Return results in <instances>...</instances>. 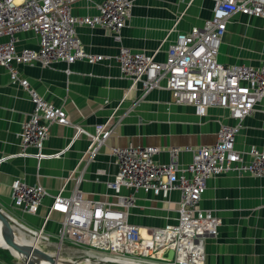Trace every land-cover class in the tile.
<instances>
[{
  "label": "crops",
  "instance_id": "0c3cea01",
  "mask_svg": "<svg viewBox=\"0 0 264 264\" xmlns=\"http://www.w3.org/2000/svg\"><path fill=\"white\" fill-rule=\"evenodd\" d=\"M102 0H81L72 6V15L94 16ZM130 17L116 40L107 30L95 27L77 28L83 49L93 55L110 58L120 48L154 55L163 62L166 52L178 33L201 28L210 19L213 0H131ZM37 38L31 33L17 36V50L36 49ZM264 59V21L260 18L233 15L221 39L217 61L227 66L258 67ZM21 77L46 102L61 108L70 126L52 124L43 146V153L61 155L37 161L21 153L22 125L32 113L28 95L11 82L0 67V211L18 227L39 230L48 214L52 197L63 188L68 197L78 190L87 201L119 203L133 195L135 207L127 211L129 223L139 228L142 236L167 225H176L180 196L177 192L153 195L141 191L108 189L117 164L113 147L154 146L202 147L215 143L219 128L233 124L229 112L208 108L203 117L194 108L176 105L164 89L143 94L140 84H132L120 74L112 59L96 64L76 62L70 66L54 64L18 67ZM105 125L113 130L104 145L90 158L89 137L77 135V127L93 134ZM235 148L247 157L249 150L264 151V100L241 122ZM35 150L28 149V153ZM166 152L155 157L165 164ZM191 161L189 153H181L182 167ZM20 180L28 185H41L49 194L36 215L16 209L11 186ZM199 208L208 210L220 220L217 234L206 239L205 264H264V178L249 175L223 174L206 181ZM62 216L51 213L44 233L54 238ZM23 230H25L23 228ZM40 240V239H39ZM50 245V244H49ZM0 264H17L12 256L0 249Z\"/></svg>",
  "mask_w": 264,
  "mask_h": 264
},
{
  "label": "built area",
  "instance_id": "2783aa9c",
  "mask_svg": "<svg viewBox=\"0 0 264 264\" xmlns=\"http://www.w3.org/2000/svg\"><path fill=\"white\" fill-rule=\"evenodd\" d=\"M78 1L81 0H0V67L28 95L33 107L22 125L18 156L37 161L58 158L61 153H43L48 129L52 124L70 126L66 113L42 99L21 77L18 67L22 65L49 68L60 63L70 66L76 62L96 64L112 59L121 76L133 85L140 84L144 95L164 89L176 105L190 106L200 117L214 107L227 110L234 123L222 125L215 143L209 146L162 149L129 144L110 149L116 159L117 173L108 183V189L115 193L126 189L156 196L177 192L180 201L176 225L142 236L127 218V211L135 207L133 195L116 204L99 203L87 201L78 190L65 197L62 188L52 197L38 231L23 225L21 228L27 235L40 239L41 244L49 245L52 237L44 233V227L54 212L62 216L54 246L59 252L68 250L65 243L77 248V254H71L79 256H70L73 260L89 259V255L96 254L135 264H205V241L215 236L220 226V220L212 212L199 208L206 181L228 173L264 178V151L253 148L246 157L235 148L241 122L264 100V59L258 67L227 66L217 61L229 19L240 14L264 21V0H213L211 18L201 28L178 33L163 62L156 61L154 55L124 47L110 58L86 52L77 28L99 27L118 40L130 17L132 1L102 0L96 15L77 17L72 15V6ZM21 33L33 34L38 41L37 48L17 50V36ZM112 133L111 129L105 130V125L96 127L93 134L77 127V135L85 134L90 139L87 148L90 158ZM28 149L35 152L28 153ZM162 152L168 155L165 164L155 162V157ZM183 152L191 155V161L184 167L179 162ZM48 196L39 184L28 185L16 180L11 186L14 207L26 214L36 215ZM169 251L173 253L171 259L167 257ZM92 260L96 261L97 257L92 256ZM17 264L23 263L17 260Z\"/></svg>",
  "mask_w": 264,
  "mask_h": 264
},
{
  "label": "water",
  "instance_id": "95a60500",
  "mask_svg": "<svg viewBox=\"0 0 264 264\" xmlns=\"http://www.w3.org/2000/svg\"><path fill=\"white\" fill-rule=\"evenodd\" d=\"M0 226L3 230V235L5 237L6 246H0L1 250L7 251L13 256V250L15 252V259L21 261L23 264H38L39 260H45L50 264L56 263V256L49 255L48 253L39 250L34 247H27L22 244L17 243L15 238V230L13 228H18V226L13 223L8 216L0 211ZM172 252L169 251L167 257L171 259ZM86 260V259H79ZM79 260L71 259V263Z\"/></svg>",
  "mask_w": 264,
  "mask_h": 264
},
{
  "label": "bare ground",
  "instance_id": "6f19581e",
  "mask_svg": "<svg viewBox=\"0 0 264 264\" xmlns=\"http://www.w3.org/2000/svg\"><path fill=\"white\" fill-rule=\"evenodd\" d=\"M16 232H15V238L17 243L22 244L24 246L27 247H34L40 250L39 246L41 244V241L37 238V237H33L30 235H27L26 232L22 231V229L20 228H13ZM42 245V244H41ZM0 246H6L5 244V237L3 235V230L0 226ZM14 254L13 256L15 257V252L13 250H11ZM51 253V252H50ZM53 256V255H52ZM92 256L97 257V260L94 261L92 260ZM100 257V258H98ZM89 259L86 260H82L79 262H70L71 258H63V257H57L56 259V263L55 264H98L99 262H106V261H112V262H118V263H125V264H135L134 262H131L129 260H121L119 258L116 257H111V256H100V255H96V254H92L88 256ZM38 264H50L45 260H39Z\"/></svg>",
  "mask_w": 264,
  "mask_h": 264
},
{
  "label": "rangeland",
  "instance_id": "374dc122",
  "mask_svg": "<svg viewBox=\"0 0 264 264\" xmlns=\"http://www.w3.org/2000/svg\"><path fill=\"white\" fill-rule=\"evenodd\" d=\"M18 228H20V227H18ZM20 229H22V228H20ZM22 231H24V230L22 229ZM49 242H50V245H48L47 243H43L42 245L40 244V246H39L40 250L42 249V251L48 253L49 255L56 256V258L58 256L59 257H63V258H69L70 256H75V257L79 256V255L71 254L72 252H74V254H77V251H76L77 248H75L74 246L70 245L69 243H65V246L68 248L69 251L68 250H62V251L59 252V251L56 250V248L54 246L58 242V240L56 238H50ZM12 258L17 262V259H15L13 256H12ZM79 261H82V260H79Z\"/></svg>",
  "mask_w": 264,
  "mask_h": 264
}]
</instances>
